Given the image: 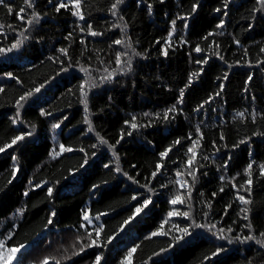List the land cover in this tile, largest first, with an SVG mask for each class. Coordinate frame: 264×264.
I'll use <instances>...</instances> for the list:
<instances>
[{
  "label": "trees",
  "instance_id": "1",
  "mask_svg": "<svg viewBox=\"0 0 264 264\" xmlns=\"http://www.w3.org/2000/svg\"><path fill=\"white\" fill-rule=\"evenodd\" d=\"M6 2L12 12L8 13L0 5V25H3L0 47L7 48L21 39V32L29 37L18 51L0 56V88H4L0 93V146L21 132H32V136L0 153V240L12 232L15 235L7 242L10 246L28 245L18 253L22 264H41L45 258H55L49 264H55L56 260L60 264H93L95 256L101 253V264H120L127 251L137 245L132 264H264V248L254 241L228 243L213 235L221 227L234 230L225 232L229 237L253 234L245 227L248 223L257 238L264 232V176L259 174L258 167L264 164V51H261L264 10L253 11L259 7L257 0H230L227 8L223 6L224 0H164L163 3L123 0L116 15L110 11L115 0H82L84 20L72 15L75 9L71 5L70 10L56 12L54 6L60 0H34L35 11L42 19L32 26L26 23L32 18V9L27 8L25 0ZM193 4L198 5L194 13L191 12ZM21 7L25 8L24 12H20ZM217 8L221 11L217 12ZM173 20H176L175 32L169 42ZM221 21L222 28L218 27ZM87 24L103 35L92 37L87 31L81 32L80 28H86ZM69 33L72 36L66 39ZM126 37L131 38L141 54L132 57L131 71H127L124 63L128 57L122 56V62L116 63L117 53L125 48L113 43ZM82 40L85 43L81 44ZM236 40L240 43L236 44ZM196 45L201 47V53L193 50ZM60 48L68 49L71 64ZM217 52L223 60L215 55ZM201 58L208 63L195 62ZM81 67L88 69L98 83L89 92L88 113L84 112L78 91L79 85L88 78ZM193 73L198 75L192 76ZM109 74L115 78L101 81V77ZM190 76L192 84L185 89L184 102L180 104L179 91L185 88ZM41 84L44 85L41 91L22 101L23 106L18 109L19 97ZM221 84L223 91H220ZM218 91L220 95L216 96ZM205 100L210 103L205 104ZM174 105L177 111L164 119ZM197 108L200 110L196 111ZM41 111L51 115L41 116ZM17 112L18 122L14 124ZM240 112H244V117L239 116ZM133 115L137 117V124L148 126L131 129L125 121H131ZM86 116L91 121L92 132L88 131ZM56 123H60V128L52 127ZM197 126L204 138L191 169L196 176L193 180L186 171V161L191 155H186L190 146L187 137L199 136ZM129 131L131 136L127 135ZM97 133L108 143L101 144ZM221 133L224 140L220 139ZM176 139L181 140L180 145L172 148L163 161L164 167L153 179L151 173L160 161L159 153ZM242 139L246 143L239 144ZM60 144L73 151L53 159L52 149L59 151ZM234 144L239 146L233 147ZM109 145H114L118 162ZM80 148L85 152H80ZM85 153L88 163L81 167ZM13 156L17 157L20 169L15 179L12 178ZM253 160L251 193L240 188V194L251 200L245 206L236 199V190L231 185L244 184L245 170ZM117 163L122 169L119 173L115 171ZM225 163L227 168L223 167ZM177 170L184 175L176 177ZM75 178L80 181L79 185L69 190V183ZM177 179L186 180L192 186V216L197 223L215 224L211 232L191 227V220L182 216L167 217L174 209L189 210L187 199L182 205L169 203L177 191L187 193V188L179 189L173 183ZM38 183L43 186L34 188ZM162 184L168 187H161ZM142 185L152 188L153 192ZM49 187L54 189L51 198L46 192ZM25 191L28 196H24ZM133 195H137V200L131 199ZM148 196L153 201L149 208L124 225L135 207ZM229 204L231 207L224 215ZM242 207L250 209L249 220L243 219ZM18 209H24L23 216L17 213ZM87 209L93 217L107 213L88 226V231H92L93 227L103 224L99 242L104 246L88 248L66 260L64 257L74 250L72 245L79 246L77 238L85 236L80 224L82 210ZM52 211L56 216L49 225L46 221ZM164 219L169 220L164 230L170 235L153 237L151 233ZM173 225L189 226L192 235L179 243L172 241L171 234H179ZM108 237L113 238L111 243H107ZM170 243H175V247L169 248ZM217 247L223 251L206 260ZM165 248L169 250L161 252Z\"/></svg>",
  "mask_w": 264,
  "mask_h": 264
},
{
  "label": "snow or ice",
  "instance_id": "2",
  "mask_svg": "<svg viewBox=\"0 0 264 264\" xmlns=\"http://www.w3.org/2000/svg\"><path fill=\"white\" fill-rule=\"evenodd\" d=\"M49 2H51V0H49ZM163 2H164V0H160V3H163ZM122 3H123V0H115V2L111 4L110 11L112 12L113 15H116V12L118 11V6L120 4H122ZM229 3H230V0H224V5H223L224 8H227ZM81 4H82V0H60V3L58 5H56V6H54V7H55V11L56 12H60L61 9H69L70 10V5H71V8L75 9V11H72V15L78 17L80 20H84L85 17H84L83 12L81 11ZM257 4L259 5V7L255 8L253 11L259 12V11L264 10V0H257ZM0 5H3L7 9L8 13L12 12V7L9 6V4L6 2V0H0ZM25 5L27 6V8L32 9V12H31L32 18L28 19L26 21V23L29 26H32L34 23L38 25L40 23L41 19H42V16H41V14L39 12L35 11L34 0H25ZM151 8H152V5L149 4L148 5L149 12H151ZM197 8H198V5L197 4H193L191 12L192 13L196 12ZM24 11H25V8L21 7L20 8V12H24ZM216 11L220 12L221 9L217 8ZM225 15H226V13H225ZM177 18L181 19V20H185L186 19V17H181V16H178ZM121 20H123L122 17H121ZM171 23H172V32L169 33V37H168V41L169 42L171 41L172 34L175 32L176 20H173ZM0 27H3V25H0ZM114 27H119V26L118 25H114ZM184 27L187 28V23L184 24ZM218 27H221V28L223 27V21H221V23L218 25ZM126 28H127V24L125 23L124 24V29H126ZM25 31H27V29H25ZM80 31L81 32L87 31V34L92 36V37H97V36H102L103 35L102 32H97V31L93 30L91 24H87L86 28L85 27H81ZM208 35L211 36V35H214V33H209ZM20 36L22 38L21 39H16L14 41V43H12L9 47H7V48L0 47V56H4L7 53L13 52L14 50L18 51L21 47H23L24 41L29 39V37L26 36L24 34V32H21ZM71 36H72V34L69 33V35H68V37H66V39H70ZM204 39L206 40V39H208V37L205 36ZM83 43H85V41L82 40L81 44H83ZM113 43L115 45H123L124 48H125V51L117 53V55H116V63L120 64L122 62L121 61V57L122 56L128 57V59L126 61H124V63L126 64L127 71H131V68H132V57L141 55L139 52L136 51L135 47L133 46V43L131 42V38L130 37H126V39H123V40L122 39H116V40L113 41ZM157 43H159V41H157ZM182 43L187 44L188 42L187 41H183ZM212 43L215 44V41H213ZM235 43L239 44L240 42H239V40H236ZM216 47H219V46L216 45ZM193 50L196 53H201V51H202V49H201V47L199 45H196ZM59 51H60V53L63 54V56L68 58V63L71 64V57L69 56L68 49L67 48H60ZM261 51H264V48H262ZM163 54L166 56L167 55V51H164ZM189 55H191V52L189 53ZM215 55H217L221 60L224 59V57L220 56V54L218 52L215 53ZM195 62L197 64H207L208 60L201 58V59H197ZM60 63H63V61H60ZM67 70L68 69H64V71H67ZM81 71L84 72L85 75L88 78L85 79L83 81V83H81L79 85L78 91H79L80 97H81L80 102L84 106V112L88 113L89 112V105H88L89 92L93 88L98 87V83L92 78L91 73L88 71V69H86L84 67H81ZM200 72L202 73L203 69H201ZM8 75H9L10 78L15 79V77H13L11 73H8ZM197 75H198V73H193L192 74V76H197ZM114 78L115 77L113 75L109 74L108 76L101 77V81L108 82V81L113 80ZM227 78H228L227 75H225L224 76V80H227ZM251 79H252V77L249 76L248 80L250 81ZM17 82L19 83L20 81L17 80ZM191 84H192V77L190 76L189 80H188V83L185 85V88H182L179 91L178 102L180 104H182L184 102L185 89L190 87ZM42 87H44L43 84H41L39 87H36L34 89V91L30 90V91H27L24 95H21L19 97V99L16 101L17 108L19 109L20 107H22L23 104L21 102L22 101L26 102L28 100V98H30L31 96L34 95V92L35 93L40 92ZM219 87H220V91H223V84H221ZM220 91L215 93V95L219 96L220 95ZM245 91H247V89H245ZM2 92H4V88H0V93H2ZM253 99H254V97H253ZM204 103L205 104L210 103V100H205ZM202 107H203V104L200 105V108H202ZM200 108H197L196 111H199ZM175 111H177V108L174 105L172 108L168 109V112L165 113L164 119H168V114L172 113V112H175ZM40 115L41 116L51 115V113H46L44 111H41ZM144 115L148 116L149 114L148 113H144ZM239 116L240 117H244V112H240ZM18 117H19V112H17V117L13 119V123L14 124L18 122ZM65 119H67V117H65ZM136 121H137V117L135 115H133L131 117V121H127L126 120L125 124L129 125L130 128L133 129V130L138 129L140 127H147L148 126V125H139V124L136 123ZM252 122L253 123L256 122V114L255 113L252 114ZM85 123H87L89 125L88 131L92 132L93 128H92V125H91V121L87 118V116L85 117ZM60 126H61L60 123H56L52 127L53 128H60ZM196 131H197V133H199V136L196 139H193L191 134L187 137V139L190 141V146L187 148V153H186V155L187 154H191L189 156V158L187 159V161H186V171H187V175L191 176L193 178V180L196 179V176H195V173L191 169H192V166L194 164V161L197 158V149L202 146L200 144V141L203 140V138H204L203 133L200 131L198 126H197ZM123 135L124 134L122 132L121 133V139H123ZM127 135L131 136L132 132L129 131L127 133ZM254 135H262V134L261 133H254ZM30 136H32V132L31 131H29V132H21L19 135H16V136L12 137L10 142H6L2 146H0V153H4L6 151V149L12 148L18 142L24 141L26 137H30ZM97 136L99 137V142L101 144H107L108 143L103 137L99 136V133H97ZM220 139L221 140L225 139L223 133H221ZM249 139H250V137H249ZM117 143H119V141H117ZM180 143H181V140L180 139H176L175 141H173L172 145H170L164 151L159 153L160 161L157 162V164L155 165V170L151 173V176H152L153 179H155L157 177V175L160 172V170L164 167L163 161H164L165 158H167L169 156V153L172 151V148L177 146V145H180ZM213 143H215V142H213ZM244 143H246V141L243 140V139L239 141V144H244ZM239 144H234L233 147H238ZM92 147L95 148L96 145H92ZM109 147L113 148V155L116 156V153L114 151V145H109ZM71 151H73V149L71 147H66L64 144H60L59 145V151H57V149L53 148L52 152H51V155H52V158L55 159L59 155H61L63 153H66V152H71ZM79 151L80 152H85V149L84 148H80ZM116 159H117V162H118L119 157L116 156ZM204 159H207V157H204ZM229 159H231V157H229ZM12 160L14 162V167L12 169V178L15 179L16 173L20 169H19V165L16 163L17 157L13 156ZM87 163H88V157H87V154L85 153V157H84V160H83V164H81V167H83ZM173 163H175V161H173ZM254 164H255V161L253 160L252 162H250L247 165V168L245 170L247 179L244 181L243 185H241L239 187L235 183H232V185H231V187L236 190V193H237L236 199L241 204H243L245 206L251 204V200L250 199H246L245 195L240 194V188L242 187L245 192H247L249 194L251 193V185H252V171L251 170H252ZM105 167H109V166L105 165ZM133 167H135V165H133ZM223 167L227 168V163H225L223 165ZM258 167H259V174L261 176H264V164H260ZM115 171L118 172V173L122 171V169L119 167L118 163H117V167H116ZM196 171L198 172L199 169H196ZM123 174L125 176L128 175L126 172L123 173ZM175 175H176V177H181V176L184 175V173L181 172L180 170H177ZM205 175H206V173H205ZM128 179L129 180H133V177L128 176ZM220 179H221V181H223L224 177L221 176ZM133 182L134 183H138V181H135V180H133ZM9 183H11V180H9ZM31 183L32 182L29 181V184H31ZM44 183L47 184V181H45ZM173 183L178 185L179 189L187 188V193L185 194L183 192L177 191L172 196V198L169 200V203L171 205H178V204L182 205V204H184L186 202V199H187V201H189V203H188L189 210L181 212V211H177V210L174 209L173 211H169L167 213V217L171 218V217H175V216H182V217H184L186 219L191 220V227L198 228V229H207L210 232L213 229H215L216 228L215 224H201V223H197L196 220L193 218V216H192V205L190 203L192 186L189 185L186 180H181V179H177ZM42 186L43 185L38 183V184L34 185V188H40ZM94 187H98V186H94ZM141 187H146V188H148L149 192H153V189L148 187L147 185H142ZM161 187H165L166 188V187H168V185L167 184H162ZM53 191H54V189L52 187H49V188L46 189L47 196L49 198L52 197ZM223 191H224V188L221 187L220 188V192H223ZM28 194H29L28 191L24 192V196H28ZM201 195H203V193H201ZM212 195L214 197L216 195V193L213 192ZM137 198H138L137 195H133L131 197L132 200H137ZM152 203H153V201H152L151 196H148L147 198L143 199V201L139 204V206L135 207L133 214L131 216H129L123 222V224L124 225L129 224L138 215L143 213L145 209H148L149 206ZM207 207L209 209H211V207H212L211 203H208ZM230 207H231L230 204L226 206V210H225L224 215H227V208H230ZM240 211L242 213H245L243 219L244 220H249L248 213H249L250 209L248 207H242L240 209ZM90 212H91L90 209L82 210V217H81L82 223L80 224V227L85 230V236L77 238V242L79 243V248L76 249V244L74 243L72 245V248L74 250L71 252V255H68V256L64 257L66 260H70L72 258V256H77L80 253L84 252L88 248H92V247L102 248L104 246L102 242H99L100 235H101V233L104 232L103 224L93 227L92 231H88V226L89 225H93L94 219L95 220H99L101 215H106L107 213H97L95 215V217H93L90 214ZM17 213L20 216H23L24 209H18ZM203 214H204L205 217H207V215H208L207 212H205ZM14 215H16V213H14ZM55 216H56V212L52 211L50 216H49V218L47 219L46 223L51 225L53 223V218ZM168 222H169L168 219L162 220V222L160 223L158 229L156 231L152 232L151 235L153 237H155V236H165V237L169 236L170 232L164 230L165 225L168 224ZM173 227L176 229V232L179 233V234H171V240L176 242V243H179L180 241H183L185 239V237H188V236L192 235V232H191L189 226L180 227L179 225H173ZM245 227L248 228L250 230V232H252L253 234L229 237L228 235H225V232L232 233L234 230L231 227H228L227 229L221 227V228H219L218 231L214 232L213 235L216 237V239L226 240L228 243H233V242L244 243V242H248V241H254L256 244H258L262 248H264V232H260L259 233V238H257V236L254 234V230L252 229L251 223L246 224ZM120 231H123V227H121ZM93 232L95 233V235H93ZM14 235H15V233L10 232L7 235L5 240H0V264H22V260L18 257V253H20L22 249H25L26 246L23 245V244L11 245L10 246L7 243L8 241L12 240ZM112 239H113L112 237H108L107 243H111ZM138 247H139V245H137L136 247L130 248L127 251V253L124 256V258L121 260L120 264H132L133 254L137 251ZM172 247H175V243H170L169 244V248H172ZM168 250H169L168 248L161 249V252H166ZM65 251H67V250H65ZM222 251H223L222 247H217L216 250L211 253V256L210 257L206 256L205 259L206 260H210L212 257L218 256ZM159 254L160 253H156L155 255H159ZM50 259H55V258H45L41 262V264H49V260ZM102 260H103L102 253L98 254V255L95 256L93 264H101ZM55 264H60V261L56 260Z\"/></svg>",
  "mask_w": 264,
  "mask_h": 264
},
{
  "label": "rangeland",
  "instance_id": "3",
  "mask_svg": "<svg viewBox=\"0 0 264 264\" xmlns=\"http://www.w3.org/2000/svg\"><path fill=\"white\" fill-rule=\"evenodd\" d=\"M79 180H76V178L75 179H73L70 183H69V186H68V189L69 190H73V189H75L76 187H78V185H79ZM26 247L28 246V245H25ZM25 247V248H26ZM79 248V246H77L76 247V249H78ZM23 250V249H22Z\"/></svg>",
  "mask_w": 264,
  "mask_h": 264
}]
</instances>
